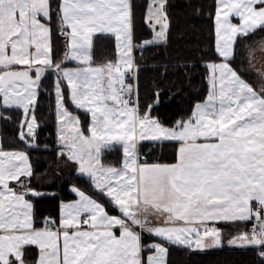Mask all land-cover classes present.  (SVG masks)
Masks as SVG:
<instances>
[{
    "label": "snow or ice",
    "instance_id": "snow-or-ice-1",
    "mask_svg": "<svg viewBox=\"0 0 264 264\" xmlns=\"http://www.w3.org/2000/svg\"><path fill=\"white\" fill-rule=\"evenodd\" d=\"M213 2L207 96L166 126L152 115L159 92L140 107L134 53L168 45L169 0H146L151 38L139 44L135 0H0V120L15 110L18 140L37 148L36 110L52 77L59 155L97 193L73 185L59 222L41 221L36 205L56 193L33 185L26 150L0 146V264H168V245L221 246V223L238 229L229 246L253 249L264 264V83L236 65L239 42L264 31V0ZM54 38L64 42L60 60ZM112 39L115 60L96 63V43ZM117 146L119 167L104 159ZM145 147L170 148L174 161L149 162Z\"/></svg>",
    "mask_w": 264,
    "mask_h": 264
},
{
    "label": "trees",
    "instance_id": "trees-1",
    "mask_svg": "<svg viewBox=\"0 0 264 264\" xmlns=\"http://www.w3.org/2000/svg\"><path fill=\"white\" fill-rule=\"evenodd\" d=\"M134 31L137 44L151 38V31L144 23L146 0H135ZM169 16L171 29L169 43L165 47H152L141 53L135 51L139 71V104L146 109L153 104L156 93L159 92V103L155 104L152 115L166 126H171L178 119H186L191 115L195 104L203 102L208 92L206 79L207 69L205 61L215 60L213 34V0H169ZM264 40V31H258L247 40L242 39L237 46L236 65L247 76L248 81L259 87L256 74L249 61L250 49ZM65 48L62 38H54V55L57 60L63 57ZM206 53V55H205ZM115 41L104 40L96 43L94 60L102 63L115 60ZM66 66H75L67 62ZM52 77L44 81L41 98L37 106L36 115L40 123L37 134V148H26L18 140L17 119L15 110L7 113L11 118L0 120V146L6 150H26L34 169L33 185L44 193H56L55 197L46 195L36 205L41 221L44 217L59 218V203L61 200L75 199L70 188L80 187L87 194L97 196L90 181L75 171V166L59 155L60 146L57 142L54 94L51 92ZM83 124H88V117L82 113ZM146 145L149 143L144 142ZM149 162L160 159L161 162H173L174 153L170 148L163 151L157 149L149 151L143 149ZM105 163L119 167L122 161V151L119 146L105 154ZM38 181H41L39 183ZM105 203L107 210L114 209ZM223 232V243L219 247L197 251L177 245H168V264H260V257L251 248H234L227 240L238 229L227 224H218ZM251 225H248L250 228ZM247 230V229H245Z\"/></svg>",
    "mask_w": 264,
    "mask_h": 264
},
{
    "label": "rangeland",
    "instance_id": "rangeland-1",
    "mask_svg": "<svg viewBox=\"0 0 264 264\" xmlns=\"http://www.w3.org/2000/svg\"><path fill=\"white\" fill-rule=\"evenodd\" d=\"M234 22H237L234 18ZM249 61L251 64V68L256 74L258 84L259 86L264 83V80L261 79L260 73L264 72V40L256 43L249 52ZM57 132V128H56ZM41 183V181H38ZM232 247V246H231ZM234 248H239V247H234Z\"/></svg>",
    "mask_w": 264,
    "mask_h": 264
},
{
    "label": "crops",
    "instance_id": "crops-1",
    "mask_svg": "<svg viewBox=\"0 0 264 264\" xmlns=\"http://www.w3.org/2000/svg\"><path fill=\"white\" fill-rule=\"evenodd\" d=\"M200 103H202V102H200ZM196 105V104H195ZM194 105V106H195ZM194 108V107H193ZM75 166V165H74ZM110 212V211H109ZM111 214H118V213H116V211L114 210V211H112V212H110ZM59 222V218H58V220H57V223ZM218 225V224H217ZM217 225H216V227H217ZM207 249H211V248H207ZM204 250H206V249H204ZM197 251H202V250H197Z\"/></svg>",
    "mask_w": 264,
    "mask_h": 264
}]
</instances>
